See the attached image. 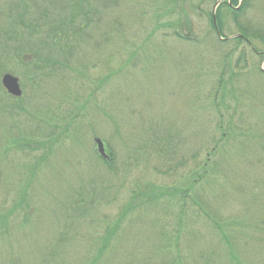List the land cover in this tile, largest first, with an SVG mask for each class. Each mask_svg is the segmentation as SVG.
Here are the masks:
<instances>
[{"label":"rangeland","instance_id":"1","mask_svg":"<svg viewBox=\"0 0 264 264\" xmlns=\"http://www.w3.org/2000/svg\"><path fill=\"white\" fill-rule=\"evenodd\" d=\"M9 2L0 0V26ZM215 3L179 0L168 13L165 0H119L56 70L34 78L10 72L22 109L0 113V264H264V77L256 71L264 63L245 47L238 70L227 73L222 122L250 135L209 155L220 91L208 92L231 43L180 44L160 26L187 17L192 34L213 38ZM247 19L263 28L264 0H252ZM223 21L225 37L238 34L228 16ZM6 64L16 70L15 61ZM49 137L51 151L22 146ZM96 138L115 155L111 172ZM206 158L208 174L189 191L202 200L187 197L181 213L178 189ZM167 190L175 193L148 200ZM136 194L148 197L133 203ZM128 204L133 209L123 212Z\"/></svg>","mask_w":264,"mask_h":264},{"label":"trees","instance_id":"2","mask_svg":"<svg viewBox=\"0 0 264 264\" xmlns=\"http://www.w3.org/2000/svg\"><path fill=\"white\" fill-rule=\"evenodd\" d=\"M165 1H168L173 5V9H166L168 13H173V11L177 12V8L175 6L179 0ZM212 1L216 2V0ZM118 4L119 0H11L8 6H5V8L7 7V9H10L7 11L8 13L2 12L3 24L0 26V35L3 38L0 40V73L8 72L10 74V72H14L17 75H20V77L28 74L31 75V78H34L33 74L36 72H41L46 69L56 70V63L59 59L65 57V54H67L69 50H73V54L77 47L91 37L90 33L92 32L95 24L101 21L104 15H107L108 11L113 7H116ZM238 5L239 0H225L224 2H220L215 13L216 30L213 27L211 13H208V22L210 26L208 34L211 32L216 33L217 31L220 37L224 40H220L217 34H214L213 38L210 37V35L197 37V35L192 34L187 17L181 18L183 21H173L169 16L165 22L160 24V26L164 29V32H162L164 37L170 39L171 41H177L180 44L198 47L208 41H213V44H216L217 46L231 43L229 52L224 55L221 59L222 61H220L219 65L221 66L216 79L217 83L208 92V96H210L213 91L214 93H218L220 91V105L215 104L217 102V98L215 100V98L212 97L210 100L211 104H215L213 105V114L217 121L208 130V133L210 134V140L208 143L210 145L209 155L217 151L216 147L218 144H222L224 142L228 143L241 135H250V132L246 133L242 131L239 126L230 123V121L229 124H224L222 122V118L224 116L222 110H227V106L222 107L226 101L225 91H227V73L230 74L231 78L233 72L238 70L239 61L243 58L245 47L249 48V52L258 57L260 62L264 61V26H262L263 28H260L259 26L255 27L247 19V14L252 7V0H242L239 7ZM227 16L230 18L232 25L238 31V34L234 35L235 37L232 39H228V37H225L223 34V20L227 18ZM175 21L177 23V29L174 27ZM240 21H242V23ZM182 25H184L183 28L185 29L181 28ZM254 41L261 44L262 49H258L254 46ZM235 49H239L240 51L238 54L239 56H237L236 61L233 64L231 57L232 54L236 52ZM7 60H12L17 63L16 70L6 68ZM241 69L242 68H239V70ZM256 71L264 77V71H261L259 68H256ZM0 93L3 98L0 99L1 114L5 112L6 114H4L10 118L12 117V114L14 115L15 112H18V109H22L20 105H17L21 99L13 98L6 94L1 85ZM215 97L217 96L215 95ZM42 137L44 138L45 136ZM30 139L31 138H29L28 141L23 142L24 145L22 146L30 148L33 145L34 150L43 149L46 152L53 149L52 144L48 145L54 141L52 137L41 141L37 140V142ZM18 144L19 143H15V145H17L16 147L20 148L21 146L19 145L21 144ZM107 148L109 158L107 160L100 158V161L104 164L106 169L111 172L114 170L113 165L115 164L116 158L113 151L110 150L109 147ZM163 149L164 148H160V152H163ZM44 158L45 155L41 156V159ZM208 160L209 158H206L205 162L201 164L199 171H193L190 173V177H187L185 183L180 186L183 188L180 190L178 189V195H180L179 197L183 199L180 200L181 204L179 211H181V213L183 212V204L187 197H190L197 205L199 201L202 200L200 199V196H189V191L194 190L196 184L201 183L202 180L205 179L208 174V168L211 167L207 162ZM32 170L33 169H31V171ZM28 186L29 184L26 183L25 187L27 190L29 188ZM19 193V199L17 198L16 200H18V206L21 204L20 210H22V206H25L24 204H26L24 202L27 201L25 199L26 193L23 190H20ZM174 193L175 192L171 193L168 190L161 191L159 194L151 195L150 197L153 199L148 200H155V198H162L167 195L171 197ZM140 195L141 194L132 195L133 199L131 201L134 203L135 199H147L148 197V195H145L146 197H144V195ZM133 207L134 205L128 204L123 208V212H128L133 209ZM212 222L214 226L218 225L213 220ZM232 238H234V236ZM177 239L178 238L174 239L175 247L173 248L175 252H177ZM106 241H109L108 237H106L103 243H101L98 250L99 252L97 253L98 255L102 253ZM229 246L230 241H228L227 248H229ZM168 247L169 246L165 244L162 246V249H169ZM97 260L99 259L96 258L93 264ZM165 264L181 263L179 262V258H177L174 259L173 262L170 260L169 263Z\"/></svg>","mask_w":264,"mask_h":264},{"label":"water","instance_id":"3","mask_svg":"<svg viewBox=\"0 0 264 264\" xmlns=\"http://www.w3.org/2000/svg\"><path fill=\"white\" fill-rule=\"evenodd\" d=\"M215 10V7H214ZM214 13V12H213ZM214 16V14H213ZM212 16V17H213ZM215 24V23H214ZM0 84L2 88L5 90V92L14 98H19L22 95V91L20 89L19 81L16 77H14L11 74H3L0 79ZM94 143L96 145V152L101 158H107L104 147L100 139L96 138L94 140Z\"/></svg>","mask_w":264,"mask_h":264}]
</instances>
